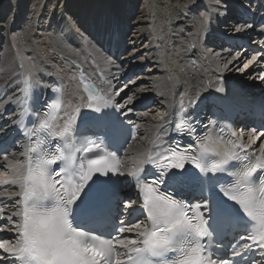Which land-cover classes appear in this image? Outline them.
Returning a JSON list of instances; mask_svg holds the SVG:
<instances>
[{"label":"snow or ice","instance_id":"1","mask_svg":"<svg viewBox=\"0 0 264 264\" xmlns=\"http://www.w3.org/2000/svg\"><path fill=\"white\" fill-rule=\"evenodd\" d=\"M200 15L203 31L209 15ZM35 70V65L29 66V73ZM259 79L264 80V73ZM81 86L86 96H81L83 111L76 109L77 119L61 116L56 122L46 105L33 107V127L25 126L22 133L29 140L25 158L11 166L9 180L0 181L18 188L9 199L20 198L7 217L0 207V220H7L0 231L15 232L13 240L0 241L11 264H241L242 250L253 246L264 256V143L248 150L264 131H231L225 140L211 130L199 135L184 128L180 134L194 142L183 150L157 136L153 148L125 173L111 150L124 136L123 122L105 110L116 107L113 94L83 74L77 84ZM179 109L188 110L183 101ZM245 134L248 144L242 139ZM144 164L151 165L147 172ZM121 176L131 177L128 183L134 181L145 220L127 225L120 221L114 230L135 233L137 239H120L104 231L112 222L117 185L126 182L118 179ZM193 186L200 193L197 202L177 198ZM133 203L127 199L123 206ZM228 236L232 240L224 246L221 242ZM7 258L0 256V261Z\"/></svg>","mask_w":264,"mask_h":264},{"label":"bare ground","instance_id":"2","mask_svg":"<svg viewBox=\"0 0 264 264\" xmlns=\"http://www.w3.org/2000/svg\"><path fill=\"white\" fill-rule=\"evenodd\" d=\"M239 8H252L261 19L247 26L237 23ZM205 12L209 21L201 31L200 13ZM240 26H244L242 31H234ZM248 31L254 35L249 50L242 49L234 56L233 47L221 48L225 39L237 46L239 40L248 39ZM240 59L247 67L235 72ZM108 60L113 63L108 64ZM30 65L36 66L31 73ZM262 73L264 0H0L1 134L12 130L19 119L26 76L38 94L45 96V102L38 105L40 109L46 105L52 113L58 107L56 122L61 116L77 119L76 109L83 111L84 92L82 86L77 87L83 74L113 94V104L122 112L125 124L137 129V139L121 159L125 173L140 159H130L132 147L141 153L149 142L150 150L157 136L168 141L181 127L193 128L199 135L208 133L211 107L217 102L216 88H223L226 81L240 85L245 80L237 90L239 97L250 85V94L262 97ZM136 74L135 81L124 84L126 78ZM181 101L187 112L180 111ZM151 102L145 112H137V107ZM252 122L246 115L239 117L236 132L244 129L247 133L254 127ZM248 124L252 127L247 128ZM220 135L229 139L224 131ZM184 139L193 145L188 135ZM242 139L249 143L247 134ZM262 143L264 136L250 144L249 152ZM28 144L29 140H23L20 147L0 159V181L11 178L10 168L24 160ZM124 179L132 180L127 176ZM133 183H127L131 192ZM0 186L7 217L18 207L13 202L19 197L8 198L18 188L11 183ZM136 198L135 193L134 203L124 207V223L137 209ZM4 235L6 240H13L15 232L5 230ZM124 235L125 240L137 239L135 233ZM0 256L8 257L0 264H11L3 250Z\"/></svg>","mask_w":264,"mask_h":264},{"label":"rangeland","instance_id":"3","mask_svg":"<svg viewBox=\"0 0 264 264\" xmlns=\"http://www.w3.org/2000/svg\"><path fill=\"white\" fill-rule=\"evenodd\" d=\"M246 9H248V8H246ZM249 10V9H248ZM250 10H252V8L250 9ZM76 22H77V20H76ZM240 21L237 19V23H239ZM1 25H4V24H1ZM111 28V27H110ZM236 28V27H235ZM253 34L252 33H249L248 34V39H246L247 40V42L249 43V44H251L252 42H253ZM227 37H230V36H227ZM130 39V38H129ZM228 44L227 43H225V41H224V43L222 44V47L221 48H226V47H229V46H227ZM252 45H254V43H252ZM252 45H250V46H252ZM221 50H224V49H221ZM242 49L241 48H237V47H233L232 48V51H233V55L235 54V53H237L238 51H241ZM235 56V55H234ZM232 57V56H231ZM12 61V56L10 57V59H9V63ZM245 64V62L243 61V59H240V60H238V65L234 68L235 69V72H237V71H240L242 68H244V65ZM244 73H245V71H244ZM243 73V74H244ZM251 75V73H249V76ZM136 76H138L137 74L136 75H133V76H131V77H128V78H126V82L124 81V84H127L128 82H132V80L133 81H135L137 78H136ZM130 78V79H129ZM245 84V80L243 81V83H240V85L241 86H243ZM251 88V85L250 86H248V87H246V89H247V93L249 94L250 93V91L252 90V89H250ZM129 92V91H128ZM264 96V95H263ZM130 99V98H129ZM153 102H151V103H149L148 105H145V106H143V108L141 107V108H139V107H137V112L138 113H140V112H145L148 108H149V106H151V104H152ZM122 113V112H121ZM246 127H248V128H251L252 126H251V124H248V125H246ZM257 131V133H259L260 131H262V129H259V130H256ZM149 142H147V144H145V146L143 147L144 148V151H142L141 153H139L138 152V150H136V148L135 147H132V152L131 153H129V154H132L131 155V158L130 159H136V158H141V154L142 153H145V152H147L148 151V149H149ZM3 188H8V186H4ZM119 207H124L123 206V204H122V202H119Z\"/></svg>","mask_w":264,"mask_h":264}]
</instances>
